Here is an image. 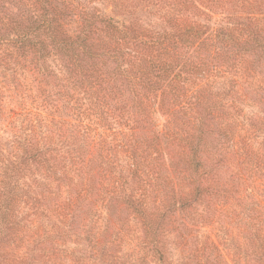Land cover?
I'll return each instance as SVG.
<instances>
[{"label": "trees", "instance_id": "1", "mask_svg": "<svg viewBox=\"0 0 264 264\" xmlns=\"http://www.w3.org/2000/svg\"><path fill=\"white\" fill-rule=\"evenodd\" d=\"M94 1L0 0V264L75 225L92 258L264 264V0Z\"/></svg>", "mask_w": 264, "mask_h": 264}, {"label": "rangeland", "instance_id": "2", "mask_svg": "<svg viewBox=\"0 0 264 264\" xmlns=\"http://www.w3.org/2000/svg\"><path fill=\"white\" fill-rule=\"evenodd\" d=\"M91 5H95L101 8L102 11L111 13V7L107 5L103 0H97L94 2H91ZM134 15H138L140 18V21L147 27H151L155 30H161L162 27H164V22H162L159 15L155 16L152 14L147 13V11L144 10H137ZM243 110L245 112L250 111V108H248L246 105H242ZM258 115H261V112H258ZM163 121V119L159 116H157V124H160ZM6 137H9V134H5L0 130V139L1 142H5ZM8 148V147H7ZM22 198V197H21ZM22 204L23 202L20 201ZM24 205V204H23ZM22 207H19V209ZM235 208V206H233ZM236 211L242 210L241 206H236ZM18 211V208H14V212L16 213ZM29 219V218H28ZM17 220L20 219L18 218ZM131 223V222H130ZM129 223V225H130ZM23 224V225H21ZM19 225V228L14 227L13 235H14V241L18 240V237L23 234L22 226H26V228H30V223L28 221H22ZM78 225H75L71 230V235L63 238V240L59 241V245L56 250H54V253L52 254V257L49 256L50 252L42 251L39 248V244L36 241H29L26 245L25 237L21 236V246L20 249L25 250V247L28 246L29 251L31 252V256L28 258H21L22 263L21 264H150V260L154 259L151 258L150 252L146 256V258H137V255L135 256H129L128 253L130 252L129 248L125 247H113L112 250L106 252V254L99 255L97 258L90 257L91 252L90 247L88 245V241L83 238L84 234L83 231L78 232L77 227ZM65 228H69L66 225L59 224V229L64 230ZM201 230H205L202 227H197ZM138 234V233H137ZM164 255L166 256L165 260L167 264H194L196 260H191L187 258H181L178 254V249L183 248L182 245L179 243V241L172 235H167L164 239ZM179 244V246L177 245ZM227 247V242H224V240H221L220 245L218 246L219 253L224 258V250ZM184 249V248H183ZM97 255V254H96ZM46 256H49L50 258H46ZM54 257V258H53ZM19 258H16L11 264H16ZM140 259H143L144 262H142ZM12 258H7V261H11ZM5 261V259H2L0 262ZM225 262L227 264H232L230 259H226ZM242 260L237 261L235 264H242Z\"/></svg>", "mask_w": 264, "mask_h": 264}]
</instances>
